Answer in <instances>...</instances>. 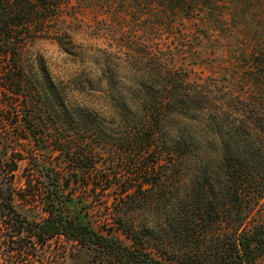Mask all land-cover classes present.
<instances>
[{
  "label": "trees",
  "instance_id": "1",
  "mask_svg": "<svg viewBox=\"0 0 264 264\" xmlns=\"http://www.w3.org/2000/svg\"><path fill=\"white\" fill-rule=\"evenodd\" d=\"M121 1L148 11L154 29L169 33L178 25L192 33L187 22L210 8L202 0ZM59 8L55 0L0 6V241L21 254L28 243L36 248L61 237L94 250L107 264H264V223L247 227L249 211L241 202L243 195L252 194L255 203L264 196V180H258L264 178L263 105L211 79L190 81L170 64L165 49L124 43L114 28L106 30L116 44L109 55H119L135 72H102L103 89L92 93L104 109L71 104L70 90L85 92L81 81L56 82L43 59L27 48L51 32L46 24ZM177 18L187 24H174ZM52 32L59 45L71 39L69 29ZM254 45L252 57L262 60L244 68L264 75V42ZM201 111L204 121L198 119ZM208 146L226 148L221 191L231 187L228 204L202 199L209 180L204 177L196 182L193 200H180L185 213L164 215L160 224L138 213L154 205L159 185L166 201V174L158 179L154 171L190 158L204 163L199 155ZM250 164L257 172L245 168ZM248 181L251 189L245 188ZM95 202L103 210L94 216ZM18 204L39 209L40 217L27 218ZM202 209L209 211L206 217ZM5 230L9 239L1 238ZM169 240L183 246L176 255Z\"/></svg>",
  "mask_w": 264,
  "mask_h": 264
},
{
  "label": "rangeland",
  "instance_id": "2",
  "mask_svg": "<svg viewBox=\"0 0 264 264\" xmlns=\"http://www.w3.org/2000/svg\"><path fill=\"white\" fill-rule=\"evenodd\" d=\"M55 1L60 3V8L52 12L55 15L50 18L45 28L51 32L30 40L27 48L43 59L56 82L66 83L75 77L81 81L80 86L85 92L70 90L67 94L69 103L97 110L104 109L102 100L94 97L98 94L92 93V90L103 89L102 72L107 68L116 69L122 76L135 72L130 64L117 58L119 55L115 57L109 55L115 51L116 44L114 40H109L110 36L106 34V30L114 28L120 32L118 38L124 43H132L137 47L138 43L146 42L153 48L157 44L158 47L165 49L170 57L168 58L170 64L184 71L190 81L214 80L222 88L260 102L264 107V75L249 72L244 68L246 62L262 60L256 54L257 58H253L252 55L257 47L255 45L264 42V0H202V3L210 7L205 14L191 18L189 22L187 19L177 18L174 23H190L192 33L184 32L183 29L186 27L184 25L174 26L173 33L164 29H154L153 20L148 16L151 14H148L147 10L142 12L140 9L129 8L127 3H122L121 0ZM10 2L11 0H0V6ZM62 27L71 31V39L67 38L64 40L65 44L59 45L54 39L56 34L52 31H58ZM252 45L255 47L254 50ZM198 115L200 121L205 120L204 111ZM225 150L223 146H208L207 151L201 154L204 158L199 155L204 163L190 158L188 163L178 164L168 170L160 168L154 171V176L158 179L160 175L166 174L167 182L163 185L166 201L164 203L160 198L162 192L159 185L157 187L159 194L156 195L154 205L141 209L138 213L150 218L153 223L156 219L158 224L163 221L164 215L185 213L180 200H193L196 182L204 177H209V180L201 193L202 199L211 201L212 204L220 199L228 204L227 199L232 195L231 187L226 190V197H223L225 194L221 191L226 184L224 183L226 179L223 178L226 171L222 169V166H226V163L222 162ZM249 167L257 172L256 167L253 168L254 165L245 166L246 169ZM244 180L246 182L249 178ZM258 180L262 181L264 178ZM253 186V181L252 183L248 181L245 188L251 189ZM90 199L91 196L82 195V200ZM254 199L255 196L252 194L243 195L241 199L247 206L244 210L249 211L246 218L247 227L264 223V196L256 203ZM230 207L229 205L228 209ZM17 208L29 219H36L41 215V211L36 208L19 204ZM101 210L103 207L97 202L90 207V213L94 216ZM194 210L197 213V210ZM205 210L202 209L203 215L206 213ZM208 213L209 211L206 214ZM211 215L215 217V213ZM217 215L220 216V213ZM221 221L223 223V220ZM223 227L221 224L220 229L225 231L226 228ZM5 232L6 235L3 234L1 238L9 239L7 234L9 232L6 230ZM12 237L13 240L18 238L16 235ZM20 237L25 240L23 235ZM179 244L171 240L168 242V248L173 249L174 255L183 247ZM13 246L9 242L5 241L4 244L2 240L0 241V264H107L94 250L70 244L61 237H53L43 246L36 248H32L28 243L23 248L24 251H20L21 254L10 252Z\"/></svg>",
  "mask_w": 264,
  "mask_h": 264
}]
</instances>
